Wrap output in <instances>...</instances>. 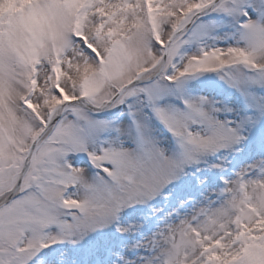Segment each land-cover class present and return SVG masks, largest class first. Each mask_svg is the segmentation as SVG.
I'll use <instances>...</instances> for the list:
<instances>
[{
    "label": "snow or ice",
    "instance_id": "1",
    "mask_svg": "<svg viewBox=\"0 0 264 264\" xmlns=\"http://www.w3.org/2000/svg\"><path fill=\"white\" fill-rule=\"evenodd\" d=\"M0 264H264V0H0Z\"/></svg>",
    "mask_w": 264,
    "mask_h": 264
}]
</instances>
